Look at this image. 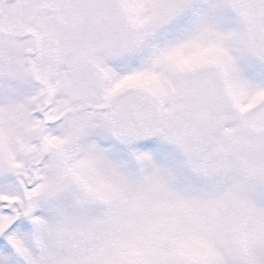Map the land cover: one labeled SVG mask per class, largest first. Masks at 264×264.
Listing matches in <instances>:
<instances>
[{
	"label": "snow or ice",
	"instance_id": "obj_1",
	"mask_svg": "<svg viewBox=\"0 0 264 264\" xmlns=\"http://www.w3.org/2000/svg\"><path fill=\"white\" fill-rule=\"evenodd\" d=\"M0 264H264V0H0Z\"/></svg>",
	"mask_w": 264,
	"mask_h": 264
}]
</instances>
